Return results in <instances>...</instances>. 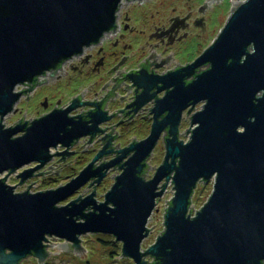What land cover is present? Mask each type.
<instances>
[{"label":"water","instance_id":"95a60500","mask_svg":"<svg viewBox=\"0 0 264 264\" xmlns=\"http://www.w3.org/2000/svg\"><path fill=\"white\" fill-rule=\"evenodd\" d=\"M232 1L231 16L216 40L194 63L159 79L163 86L158 91H168L156 101L148 137L95 167L111 152L110 140L67 183L17 192V184L7 183L8 175L17 174L24 184L43 174L53 148L95 137L106 120L100 111L91 116V124L70 116L78 106L74 102L31 122L6 126L2 119L19 111L16 105L25 94L17 88L44 82L47 72L55 74L61 63L99 43L117 27L123 0H0V175L7 174L0 178V264H21L28 257L45 264L61 252H50L54 244L86 256L82 236L90 233L115 236L122 242L119 257L135 264H264V0ZM204 64L209 67L186 83L184 77ZM135 83L144 88L135 102L139 109L153 97L152 87ZM202 102L185 141L179 131L183 112ZM161 137L164 161L146 179ZM32 163L37 164L29 167ZM118 165L122 171L104 201L96 199L95 187L61 204L92 179L100 184ZM213 178L208 201L194 215L196 188ZM171 180L174 196L167 201L165 231L142 250L157 199ZM51 238L64 242L50 244Z\"/></svg>","mask_w":264,"mask_h":264},{"label":"flooded vegetation","instance_id":"af4514ba","mask_svg":"<svg viewBox=\"0 0 264 264\" xmlns=\"http://www.w3.org/2000/svg\"><path fill=\"white\" fill-rule=\"evenodd\" d=\"M215 4L214 0H123L117 12V27L105 33L99 43L86 47L82 53L61 63L55 74L47 72L42 77L44 82L38 80L25 85L21 100L36 97L43 85L56 87L58 93L42 95L36 112L29 119H26L28 115H23L19 121L31 122L56 109H66L74 102L78 106L69 113L70 116H80L89 124L92 123L91 116L99 111L101 117H106L99 125L102 132L95 137L84 136L70 148L58 145L52 149L54 156L40 171L42 176L56 172L55 177L50 178L59 181L69 170L73 178L110 140L107 150L111 152L97 161L95 167L117 158L119 151L131 142L148 137L154 122L156 101L168 91H158L163 86L159 79L194 63L208 47V44H203L210 34V16ZM194 41L201 49L196 51L191 47ZM208 67L209 64L198 67L196 73L185 76L184 80L192 82L197 73ZM136 80L152 87L149 95L153 96L139 109L135 102L144 88L139 87ZM61 86L64 91L60 92ZM190 108L183 112L180 138L185 132L184 125L192 121L194 110L190 112ZM66 150L68 154H61ZM32 164L35 166L37 163ZM114 169L119 173L122 171L118 165L100 184L92 179L81 189L98 188L107 179L110 183L109 188L105 187L107 192L113 185L114 180L110 178Z\"/></svg>","mask_w":264,"mask_h":264},{"label":"rangeland","instance_id":"374dc122","mask_svg":"<svg viewBox=\"0 0 264 264\" xmlns=\"http://www.w3.org/2000/svg\"><path fill=\"white\" fill-rule=\"evenodd\" d=\"M215 5L214 8L211 11V21H210V34L209 37L206 41H204L203 45H207L208 47L216 40L218 37L220 31L228 21L229 17L231 16L232 13V8L235 6V3L232 0H214ZM218 1V2H217ZM238 1H245V0H238ZM191 47L195 48V50H199V46L197 44V41H194L191 44ZM207 47V48H208ZM206 48V49H207ZM201 49V48H200ZM21 90V89H19ZM16 90V91H19ZM59 91H64L62 86L60 87ZM57 94L58 90L56 87L52 85H43L36 97H33L31 99H24L20 100V102L16 105L17 107L20 108V111L18 113H11L7 115L4 119H2V122L6 126H13L18 123L19 119L25 114L26 112V119H29V117L34 114L37 110V107H39V101L40 97L44 94ZM203 103H199L196 105L194 112L197 110H200L203 107ZM193 112V113H194ZM1 121V119H0ZM191 122L187 123L184 125V134L181 135V138L185 141L189 140L190 138V133L188 129H191ZM20 134V133H19ZM55 150V148H53ZM165 153H166V147L165 143L162 139L159 140L153 155L149 159V170H148V175L146 176L148 179H150L155 171L156 168L161 165L164 161L165 158ZM33 164H31L29 167H32ZM28 167V166H27ZM154 167V168H153ZM26 168V167H25ZM24 169V168H23ZM21 169L20 172L23 170ZM120 171L117 169L112 170L111 172V180L113 181V184L115 183L116 176ZM71 172L65 171L63 177L58 181V180H51L50 177H55L56 172L53 173L51 176L44 177L42 176L43 174H38L39 176H34L33 178L27 180L24 184H19V180L17 178V174H12L8 175L6 177V181L8 184L15 186V190L17 192H22L26 190H30L31 192H36V191H41V190H46L50 188H56L58 187L60 182H65L69 181L70 178H72ZM7 174H2L0 175V178L5 177ZM68 175V176H65ZM116 175V176H115ZM114 176V178H112ZM44 179L46 181H44ZM36 181V182H35ZM50 182V183H48ZM32 186L29 188V185ZM206 188L204 189V192L202 195H200V198L198 196L194 197V201L192 203L193 206V213H196L197 210H200L202 206L208 201L214 187V178L208 181L207 183H204ZM203 184H199L198 187L196 188V194L197 191L200 189V186ZM110 186L109 181L106 179L105 182L103 183L102 186L96 188V199L98 201H104V196L106 194V189H108ZM108 187V188H105ZM95 187L91 188H86L84 190H80L81 192H77L65 201H63L61 204H66L73 198H77L78 194H82V197H85L92 193L94 191ZM79 194V196H80ZM174 196V183L172 180L168 183L167 185V190L164 193V195L161 198L157 199V205L154 210V213L151 216V219L148 222V228L150 229V233L148 237H146L143 242H142V250H146L149 248L151 245H153L158 236L162 234V231H165V213H166V208L169 207L170 203H167V201H170ZM115 236L111 234H87L82 236V246L86 249L84 250L86 256H80L74 253L73 250H67L64 251L62 248L56 247L57 244H54L53 246H50V252H55L58 250H61L59 254H51L49 258L47 259L50 264H135V262L126 257H119L122 254V242L115 240ZM52 242L57 243V242H64L63 239H58V238H51L50 244ZM147 260L149 262L153 261V258L150 256L147 257ZM37 264L38 261L35 257H28L26 260H24L21 264Z\"/></svg>","mask_w":264,"mask_h":264},{"label":"trees","instance_id":"16d2710c","mask_svg":"<svg viewBox=\"0 0 264 264\" xmlns=\"http://www.w3.org/2000/svg\"><path fill=\"white\" fill-rule=\"evenodd\" d=\"M202 184H203V185L200 186V189L197 191V194H196V190H195V193H194V195H193V201H194V197H195V196H198L197 199H199V198H200V195H202V193L204 192V189L206 188V186H205L204 183H202ZM195 198H196V197H195ZM193 201H192V203H193ZM167 209H168V208H167ZM35 264H37V263L35 262ZM45 264H50V262L46 261Z\"/></svg>","mask_w":264,"mask_h":264},{"label":"built area","instance_id":"2783aa9c","mask_svg":"<svg viewBox=\"0 0 264 264\" xmlns=\"http://www.w3.org/2000/svg\"><path fill=\"white\" fill-rule=\"evenodd\" d=\"M23 87H25V86H19V87L17 88V90H19V89L22 90ZM21 90H19V91H21Z\"/></svg>","mask_w":264,"mask_h":264},{"label":"bare ground","instance_id":"6f19581e","mask_svg":"<svg viewBox=\"0 0 264 264\" xmlns=\"http://www.w3.org/2000/svg\"><path fill=\"white\" fill-rule=\"evenodd\" d=\"M194 215L196 214V213H193Z\"/></svg>","mask_w":264,"mask_h":264}]
</instances>
